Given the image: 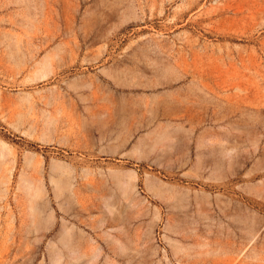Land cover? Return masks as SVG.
I'll return each instance as SVG.
<instances>
[{"label": "rangeland", "instance_id": "obj_1", "mask_svg": "<svg viewBox=\"0 0 264 264\" xmlns=\"http://www.w3.org/2000/svg\"><path fill=\"white\" fill-rule=\"evenodd\" d=\"M0 264H264V0H0Z\"/></svg>", "mask_w": 264, "mask_h": 264}, {"label": "crops", "instance_id": "obj_2", "mask_svg": "<svg viewBox=\"0 0 264 264\" xmlns=\"http://www.w3.org/2000/svg\"><path fill=\"white\" fill-rule=\"evenodd\" d=\"M110 72H111L110 67L102 69L99 72V74L102 76V80L99 79L100 80L99 82L102 83V86H104V85L108 86L109 87L108 90L111 92V91H113V88H115V87L121 88V87L119 86V82H116V80H114V78L111 76ZM99 74H98V76L100 77ZM71 88L73 89L72 93L77 95L78 100L80 102L84 103L87 101V96L86 95L84 96V94H85L86 90L91 88L90 84H86L83 82L78 84V81H73L71 84ZM78 94H80V95H78ZM103 113H105V111H103ZM88 116H89V113H88Z\"/></svg>", "mask_w": 264, "mask_h": 264}, {"label": "bare ground", "instance_id": "obj_3", "mask_svg": "<svg viewBox=\"0 0 264 264\" xmlns=\"http://www.w3.org/2000/svg\"><path fill=\"white\" fill-rule=\"evenodd\" d=\"M123 185H124V187H125V186H127V187H131V188L133 187V186H130V185H132L131 180H129V181H124Z\"/></svg>", "mask_w": 264, "mask_h": 264}]
</instances>
